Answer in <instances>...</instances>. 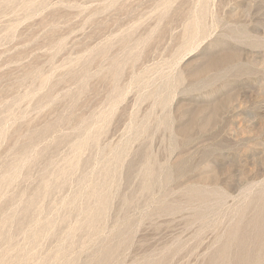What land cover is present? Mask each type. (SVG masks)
Returning <instances> with one entry per match:
<instances>
[{
	"label": "rangeland",
	"instance_id": "1",
	"mask_svg": "<svg viewBox=\"0 0 264 264\" xmlns=\"http://www.w3.org/2000/svg\"><path fill=\"white\" fill-rule=\"evenodd\" d=\"M0 264H264V0H0Z\"/></svg>",
	"mask_w": 264,
	"mask_h": 264
},
{
	"label": "bare ground",
	"instance_id": "2",
	"mask_svg": "<svg viewBox=\"0 0 264 264\" xmlns=\"http://www.w3.org/2000/svg\"><path fill=\"white\" fill-rule=\"evenodd\" d=\"M111 251V250H110Z\"/></svg>",
	"mask_w": 264,
	"mask_h": 264
}]
</instances>
